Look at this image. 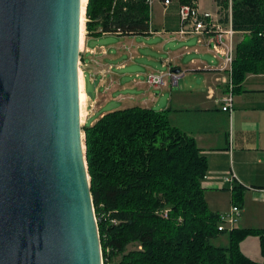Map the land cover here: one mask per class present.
Returning <instances> with one entry per match:
<instances>
[{
  "label": "trees",
  "instance_id": "obj_1",
  "mask_svg": "<svg viewBox=\"0 0 264 264\" xmlns=\"http://www.w3.org/2000/svg\"><path fill=\"white\" fill-rule=\"evenodd\" d=\"M191 1L173 2L166 12ZM214 1L225 17L230 9L233 30L243 33L232 62L235 95L247 75L264 74V0ZM86 2V36L152 31L147 0ZM170 111L133 106L81 127L102 264H264V230H218L220 214L208 208L201 186L206 157L172 125ZM230 193L241 207L243 188L235 185ZM225 233L226 246L211 244ZM249 236L259 239L260 263L240 249Z\"/></svg>",
  "mask_w": 264,
  "mask_h": 264
},
{
  "label": "water",
  "instance_id": "obj_2",
  "mask_svg": "<svg viewBox=\"0 0 264 264\" xmlns=\"http://www.w3.org/2000/svg\"><path fill=\"white\" fill-rule=\"evenodd\" d=\"M80 22L81 0H0V264H102Z\"/></svg>",
  "mask_w": 264,
  "mask_h": 264
},
{
  "label": "crops",
  "instance_id": "obj_3",
  "mask_svg": "<svg viewBox=\"0 0 264 264\" xmlns=\"http://www.w3.org/2000/svg\"><path fill=\"white\" fill-rule=\"evenodd\" d=\"M211 7L213 8L204 7L206 10L203 11L214 13L217 6L215 3H211ZM161 9L162 18L158 24L160 30H158L157 23L154 24L152 21L150 35L125 37L128 38L126 43L130 47L128 61L133 64L129 71L137 70L136 77L138 73H142L144 78L136 80L131 86L115 85L116 79L113 78V75L108 80L111 68L110 73H106L109 67L106 66L104 58L100 57L94 62L95 68L90 65V60H87L86 56L91 55L89 51L96 49H91L88 45H90L91 38L99 40L101 36L84 37L83 57L81 53V62L83 61L81 90L84 94L83 120L85 126H92L104 114L112 111L113 107L107 108L110 104V94L125 88H128L129 92L123 96L118 95L116 99V103H124L121 109L133 106L155 109V111L171 109L168 114L170 122L192 137L201 153L206 157L208 178L204 182L202 181L201 186L204 189V199L208 207L212 192L226 194L229 191V185L223 180L224 177L217 179L218 174L221 173V176L234 174L235 185H239L245 190L241 204V217L237 224L240 229L264 230V74L247 75L242 85V91L234 95L232 115L229 116L222 112L220 100L226 92V85L222 82L226 76L222 71V58L216 59L217 66L213 67H208L202 60L191 59L189 70L200 72L204 81L202 83L195 82L192 85L185 82L184 79L187 76L182 73L185 56L191 52L201 56L212 55L211 46L204 36L179 34L176 13L167 14V10ZM219 14L222 15L220 12ZM221 23H225V20H222ZM155 32H157L158 39L156 44L152 45L153 37H149ZM242 34L241 32L236 33L235 44L242 39ZM171 36L180 39L195 37L196 47L191 52L187 48L166 51L165 47L167 42L172 39ZM198 39L202 40V44L197 43ZM153 50L154 56H158L160 62L168 67V73L174 76L165 78L163 85L159 87L146 84L147 66H142L147 64L149 53ZM138 59L146 62L137 65ZM153 60L157 61L154 58ZM116 68L122 71L127 68V65L119 62ZM149 69L151 68L148 67ZM97 74L101 75V80L97 86L94 85V89L89 93L88 84L89 82L95 83L93 78ZM91 83L89 85H92ZM103 87H107V90L105 91ZM229 196V201L232 202L231 193ZM214 208V213L221 215L218 203ZM256 238V241H247L246 238L240 244V249L250 260L260 263L262 256L259 239ZM227 244L228 238L224 246Z\"/></svg>",
  "mask_w": 264,
  "mask_h": 264
},
{
  "label": "rangeland",
  "instance_id": "obj_4",
  "mask_svg": "<svg viewBox=\"0 0 264 264\" xmlns=\"http://www.w3.org/2000/svg\"><path fill=\"white\" fill-rule=\"evenodd\" d=\"M86 1L87 0H84V3H83L84 4L83 23H82V25H83L82 31L83 32H82V38H81L82 57H83V53H84L83 40H84V37L86 36V34L84 33V31H85V7H86L85 4L87 3ZM196 2H197L198 9H200L201 11L206 10V9H204V7H207L208 9H212L213 7H211V3H215L214 0H197ZM212 5H214V4H212ZM161 8L162 7H160L159 4H155V6H154L153 19H152L154 24L155 23H157V25L160 24V21L162 18V9ZM220 11H222V10H220ZM214 13L219 14L218 7L215 9ZM222 13H223V11H222ZM159 28H160V25H158V30H160ZM152 37H153L152 45H154V44H156V40L158 39L157 38L158 37L157 32H155L149 38H152ZM171 38L172 39L170 41H168L166 44V47H165L166 51H175L178 49L183 50V49L187 48V50L189 52H191L196 47V38L195 37L190 38V39H180L178 37L171 36ZM91 39L92 40H90V45H88V46L91 49L94 48L96 50H94L93 54L87 55L86 58H87V60H90V65H93V68L96 67V65L94 63L95 61H97L100 57L104 58L103 60L105 61L106 66L111 68V73L109 72L110 74L108 75V80L113 75V78L116 79L115 85L128 87V86H131L133 84V82H135L136 80L144 79L142 73H138V75L136 77L137 70L129 71V68L133 64L131 61H128V51L130 49L129 45L126 43L128 38L119 37V36H115V35H105V36H101L99 40H97L98 38H91ZM102 50L104 52L106 51V54H101ZM153 58L156 59L157 61L155 62L153 60ZM191 59L202 60L203 62H205V64L208 67L217 66V63H218V61L215 58L213 59V56L210 54L205 55V56H201L200 54L191 52L189 55H186L184 58V62H183L184 63V71L182 73L187 76L184 79V81L191 84V85L194 84L195 82L202 83L204 81V79L202 78L203 75L200 72L189 70V68L191 67V65H190ZM125 61H128V62H125ZM119 62L125 63L127 65V68L125 70H122V71L118 70L116 68V66ZM145 62L146 61H142L140 59H138L136 61L137 65L138 64L142 65ZM82 64H83V61H82ZM140 65H139V67H140ZM142 66H147V69L145 71L146 76L147 75H160V74L168 73V71H169L168 67H165V65H163L160 62L159 57L154 56V50L151 53H149V61L147 62V64L142 65ZM148 67H150L151 69L148 70ZM81 69L83 71V65H82ZM82 71L79 70L81 76H82ZM107 71H108V69H107ZM93 80L95 81V83L89 82V84L91 83L92 85L88 84V92L89 93L94 89V85L97 86L99 84V82L101 80V75L97 74L96 76H94ZM145 82H146V79H145ZM182 82H183V80H182ZM103 88L105 89V91L107 90V87H103ZM80 91H81V88H80ZM127 92H129V89L125 88L124 90L120 89L119 91H114L112 94H110L111 95V98L109 99L110 104L108 105L107 108L113 107L114 109L112 111L121 109L124 103H122V104L116 103V101H117L116 99L118 98L117 96L118 95L123 96ZM83 99H84V96H83ZM81 109H82V124L81 125L84 126L85 125L84 120H83L84 100L82 102ZM82 138H84L83 133H82ZM221 177L222 178L227 177V175L221 176V173H220V174H218L217 179H219ZM207 178H208V172L206 173V175L203 179V182ZM230 190L231 189H229L228 193H226V194H222L224 192H212L211 197H210V204H209L208 208L212 212H215L214 207L218 203V208H219V212H221V215H228L230 213L231 207H232V204H231L232 202L229 201L230 200L229 193L231 192ZM240 211L242 212L241 207H240ZM240 217H241V213H240ZM240 217H239V220H240ZM235 228H240V226L237 224V225H235ZM227 238H228L227 233L222 234V235L218 236L217 238H215L214 240H212L211 244H213L214 246H224L227 242ZM251 239H253V240H251ZM256 239H257L256 236H250L249 238L247 237V241H256Z\"/></svg>",
  "mask_w": 264,
  "mask_h": 264
},
{
  "label": "built area",
  "instance_id": "obj_5",
  "mask_svg": "<svg viewBox=\"0 0 264 264\" xmlns=\"http://www.w3.org/2000/svg\"><path fill=\"white\" fill-rule=\"evenodd\" d=\"M177 1L178 0H147V4L150 9V23H152L153 9L156 3H159L164 11H166L173 2ZM176 15L178 18L179 34L206 37L208 43L211 45L213 58H222V71L226 73V76L225 78H223L222 82L226 85V92L220 100V109L222 112L227 113L229 116H231L234 107V86L232 83L231 75L232 62L235 55L234 37L237 32L232 28L230 9L228 10V16L224 17V15L218 13L201 11L200 9H198L197 2L195 0H192L189 4L180 5L177 9ZM222 20H225V23H221ZM150 33H152L151 30ZM197 43L199 45L202 44V40L198 39ZM79 51L82 53V45L80 46V40ZM89 52L90 54L94 53L93 50ZM101 53L105 54L103 50L101 51ZM82 65L83 64L79 58L78 69L80 68L81 71ZM109 70L110 67L108 68V71L106 70V73H108ZM169 77L174 76L171 75V73L147 75L146 83L152 87H159L163 85L164 79ZM80 122L82 124V118L80 119ZM223 180L228 183L229 189L232 190L236 181V177L234 176V174H230L229 176L224 177ZM240 213V207H238L237 205H232L231 211L228 215L219 216L218 230L223 232L230 231L235 228V225H237L239 221Z\"/></svg>",
  "mask_w": 264,
  "mask_h": 264
},
{
  "label": "bare ground",
  "instance_id": "obj_6",
  "mask_svg": "<svg viewBox=\"0 0 264 264\" xmlns=\"http://www.w3.org/2000/svg\"><path fill=\"white\" fill-rule=\"evenodd\" d=\"M84 0H81V22H80V46H81V38H82V30H83V25H82V23H83V13H84ZM79 70H80V68L78 69V85H79V102H80V108H81V106H82V102H83V96H84V94H83V92H82V90L80 91V88H81V75H80V72H79ZM83 99V100H82ZM82 118V109H81V111H80V119ZM80 124H81V122H80ZM84 147V146H83Z\"/></svg>",
  "mask_w": 264,
  "mask_h": 264
}]
</instances>
